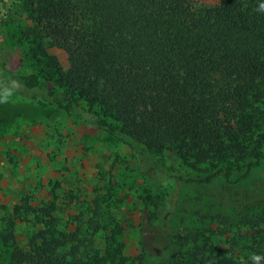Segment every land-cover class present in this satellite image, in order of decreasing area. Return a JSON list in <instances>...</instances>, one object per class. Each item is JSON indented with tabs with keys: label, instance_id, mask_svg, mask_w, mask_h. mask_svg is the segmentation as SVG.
Returning a JSON list of instances; mask_svg holds the SVG:
<instances>
[{
	"label": "trees",
	"instance_id": "16d2710c",
	"mask_svg": "<svg viewBox=\"0 0 264 264\" xmlns=\"http://www.w3.org/2000/svg\"><path fill=\"white\" fill-rule=\"evenodd\" d=\"M19 1L37 69H8L0 53V94L80 117L125 145L149 178L235 184L264 160V0ZM54 48L65 54V68L49 55ZM163 152L191 173L166 167ZM55 199L20 202L0 220L7 264H148L150 257L158 264H264L262 209L240 216L235 227L243 236L234 232L225 243L213 234L162 259L170 247L185 246L182 235L170 233L173 213L165 211L131 258L93 248L94 235L118 228L107 211L95 203L72 232L58 221ZM23 223L33 230L20 245L16 228Z\"/></svg>",
	"mask_w": 264,
	"mask_h": 264
},
{
	"label": "rangeland",
	"instance_id": "374dc122",
	"mask_svg": "<svg viewBox=\"0 0 264 264\" xmlns=\"http://www.w3.org/2000/svg\"><path fill=\"white\" fill-rule=\"evenodd\" d=\"M27 25L19 0H0V53L8 69L30 75L37 67L24 38ZM48 53L66 67L62 51L54 48ZM0 97H7L6 102H0V220L20 202L41 205L55 194L58 221L70 223L74 232L92 216L85 210L95 208L96 203L118 228L94 235L93 248L104 250L108 246L106 249L120 257L134 258L139 254L141 234L158 225L167 211L173 213L170 233L182 235L185 246L170 247L162 253L163 259L174 250L187 251L194 240L196 244L204 238L213 240V234L225 243L234 232L243 236L244 231L235 227L240 216L249 217L258 209L264 212V160L250 177L235 184L177 185L140 175L125 145L78 116L10 94ZM161 158L169 169L191 173L173 153L163 152ZM16 229V240L23 245L33 230L31 224L23 223ZM111 233L113 240L105 241ZM7 260L8 251L0 247V264H7ZM160 261L150 257L147 262Z\"/></svg>",
	"mask_w": 264,
	"mask_h": 264
},
{
	"label": "clouds",
	"instance_id": "9594fccd",
	"mask_svg": "<svg viewBox=\"0 0 264 264\" xmlns=\"http://www.w3.org/2000/svg\"><path fill=\"white\" fill-rule=\"evenodd\" d=\"M6 101H7V97H0V102H6ZM252 259L254 262H258L261 259V257L253 256Z\"/></svg>",
	"mask_w": 264,
	"mask_h": 264
}]
</instances>
